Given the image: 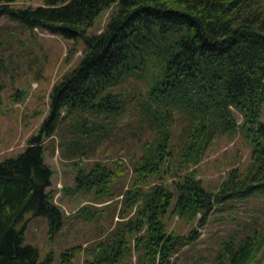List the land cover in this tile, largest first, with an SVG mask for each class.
I'll return each instance as SVG.
<instances>
[{
	"label": "trees",
	"instance_id": "obj_1",
	"mask_svg": "<svg viewBox=\"0 0 264 264\" xmlns=\"http://www.w3.org/2000/svg\"><path fill=\"white\" fill-rule=\"evenodd\" d=\"M13 1L0 0V16L8 13L65 38H82L84 46L78 63L53 86L38 133L23 150L0 159V264H74L80 252L83 264H128L123 261L129 249L141 254L143 264H168L194 236L166 231L163 215L172 204L179 215L199 214L203 222L217 203L264 192V0H42L24 7ZM111 3L116 8L104 27L87 33ZM123 86L136 94L128 99ZM130 101L152 132L132 162L136 187L125 190L130 204L143 198L138 210L108 239L66 246L57 259L52 250L41 257L25 240L26 213L45 216L49 234L63 222L47 189L52 170L44 161L43 134L53 131L61 109L107 118L121 114ZM176 115L185 120L178 166L197 163L216 135L237 128L251 143L248 164L230 169L216 190L184 169L144 194L138 182L167 172L175 157ZM88 119L77 121L80 130ZM113 170L102 164L79 168L76 187L107 185L122 172L117 164L111 177ZM222 244L226 260L218 256L216 264H264V220L235 246Z\"/></svg>",
	"mask_w": 264,
	"mask_h": 264
},
{
	"label": "rangeland",
	"instance_id": "obj_2",
	"mask_svg": "<svg viewBox=\"0 0 264 264\" xmlns=\"http://www.w3.org/2000/svg\"><path fill=\"white\" fill-rule=\"evenodd\" d=\"M40 3L42 0H14L11 4L24 7ZM115 8L116 3L103 8L87 33L99 32ZM83 46L82 38H65L8 13L0 16V80L3 84L0 91V159L23 150L29 137L38 133L49 113L53 86L78 63ZM123 89L128 99L137 91L131 86H123ZM84 116L89 119L82 131L77 121ZM184 127L185 120L176 115L172 138L175 157L167 172L150 173L147 180L138 182L144 194L154 183L170 182L184 169L193 170L207 189L216 190L230 169L244 168L248 164L251 143L244 131L237 128L231 133L216 135L197 163H190L187 168L178 166ZM151 133L131 101L121 114L107 118H97L79 110L70 115L61 109L53 131L43 134L41 142L44 161L52 170L47 189L62 212L63 222L57 232L49 234L45 216L26 213V242L36 245L41 257L52 250L57 259L64 247L75 243L92 246L108 239L123 222L134 217L143 198L130 204L125 190L136 187L131 184L132 162L141 154V144ZM100 164L114 169L110 171L111 177L115 176L117 164L122 172L107 185L76 187L75 174L79 168L87 171ZM173 205L163 215L166 231L194 236L178 246L168 264H216L218 256L226 260L222 243L230 241L235 246L243 235L264 220L262 191L217 203L203 222L198 221L199 214L194 218L179 215L177 210L173 211ZM133 236L134 232L128 234V238ZM130 244L132 246V242ZM83 259L80 252L74 264H83ZM123 262L143 264L141 254L133 249H129Z\"/></svg>",
	"mask_w": 264,
	"mask_h": 264
}]
</instances>
